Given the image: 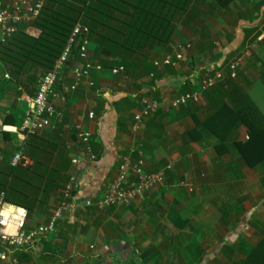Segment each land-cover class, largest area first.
<instances>
[{
  "label": "crops",
  "instance_id": "0c3cea01",
  "mask_svg": "<svg viewBox=\"0 0 264 264\" xmlns=\"http://www.w3.org/2000/svg\"><path fill=\"white\" fill-rule=\"evenodd\" d=\"M225 1L193 0L176 16L173 43L148 51L146 59L121 74L111 72L120 64L96 56L95 42L89 40V58L101 70L71 89L72 66L79 62L74 55L56 87L60 117L24 142L15 129L36 82L28 83L27 76L15 82L0 60V191L6 187V203L25 211L26 228L48 223L64 199V186L76 174L72 157L81 155L85 164L73 188L80 206L28 251L7 249L11 264L246 263L264 235L251 220L264 198V163L249 168L207 131L198 132V121L220 101L212 99L220 87L205 92L199 103L157 110L137 133L131 131L143 95L168 102L195 90L198 79L213 71L222 69L228 76V64L236 57L242 62L233 80L258 110L251 92L262 89L264 96V0ZM29 32L39 33L34 27ZM185 42L191 46L177 66L153 65ZM154 74L159 77L153 82ZM76 126L91 133L95 160L78 143ZM236 136L245 140L247 130L241 127ZM18 151L31 163L11 174L10 161ZM138 151L143 170H163L164 183L128 207H84L87 199L104 195L120 160L130 156L133 164L140 159ZM184 181L192 190L181 185Z\"/></svg>",
  "mask_w": 264,
  "mask_h": 264
},
{
  "label": "trees",
  "instance_id": "16d2710c",
  "mask_svg": "<svg viewBox=\"0 0 264 264\" xmlns=\"http://www.w3.org/2000/svg\"><path fill=\"white\" fill-rule=\"evenodd\" d=\"M192 1L47 0L31 23L38 35L28 34L26 24L18 26L10 41L0 43V60L15 82L27 76L28 83L37 84L41 75L52 69L73 25L81 20L88 28V40L95 42L96 56L104 55L130 71L139 60L146 59L148 51L173 43L176 16ZM74 55L77 57L74 52L71 58ZM157 77L154 74L152 81ZM233 79L229 74L216 84L221 90L212 99L220 101L204 120L198 121V132L207 131L247 167L256 168L264 163V115ZM241 127L247 130V138L242 141L236 136ZM245 264H264V235L247 253Z\"/></svg>",
  "mask_w": 264,
  "mask_h": 264
},
{
  "label": "built area",
  "instance_id": "2783aa9c",
  "mask_svg": "<svg viewBox=\"0 0 264 264\" xmlns=\"http://www.w3.org/2000/svg\"><path fill=\"white\" fill-rule=\"evenodd\" d=\"M47 0H0V43H6L13 38L17 32L18 26L26 24L25 31L28 34L31 23L40 14L41 9ZM88 28L84 26L81 20L75 22L69 34V38L64 45L59 57L54 62L51 70L41 75L36 84V90L33 95H26L24 120L21 125L15 129L19 140L26 141L27 137L38 134L51 126V121L55 117H60L55 107L56 87L61 80L62 71L75 52L78 63L72 66L73 81L71 89H75L81 81L91 79L92 72L101 70V66L92 62L88 54ZM83 39H81V36ZM80 38V41H79ZM191 42H185L170 54L165 55L162 59H156L153 65L159 69L165 67H175L184 59V52L190 48ZM241 59L236 57L228 64L230 76L236 78L237 70L241 67ZM113 74H121L122 66H116L111 69ZM153 75V74H152ZM225 76L222 69L209 73L202 79H198L195 90L183 92L168 102L160 101L146 95L140 98V109L134 115L131 131L137 133L143 120L148 118L153 112L161 109H179L189 102H200L203 94L213 88ZM6 78L10 79L8 75ZM92 86L93 83L89 82ZM93 119L95 114L89 113ZM75 137L81 146L85 147L86 153L90 160L96 157L89 149L91 133L82 130L79 126L74 129ZM135 151V148H134ZM139 152L140 159L131 163V157H124L117 166L114 177L109 181L104 195L97 200L87 199L83 206L86 208H95L99 211L108 207L120 206L128 207L145 198L156 186L164 183V171H144L143 153ZM81 155H74L71 159L76 168V174L69 178L64 186L63 198L60 205L55 208L49 218L48 223L38 224L26 228V213L23 209L13 207L6 203L7 194L0 191V264H11L7 249L13 248L20 251H28L35 246V242L42 236L50 235L56 229L60 221H66L69 215L74 212L80 203L75 200L73 188L77 186L79 173L85 170V164ZM31 163L30 157L21 151L14 153L10 161L12 168L27 167ZM182 186L192 190L188 182L181 183ZM9 207V208H6Z\"/></svg>",
  "mask_w": 264,
  "mask_h": 264
},
{
  "label": "rangeland",
  "instance_id": "374dc122",
  "mask_svg": "<svg viewBox=\"0 0 264 264\" xmlns=\"http://www.w3.org/2000/svg\"><path fill=\"white\" fill-rule=\"evenodd\" d=\"M251 96L254 102L258 106V110H260V112L264 115V96L262 89L252 91ZM262 171L264 172V166L260 172ZM262 178H264V175ZM256 206L259 207V209L258 210L256 209L257 212L255 213V215L251 217V220H256L257 228L263 230L264 229V198L263 201L261 202V206L260 205H256Z\"/></svg>",
  "mask_w": 264,
  "mask_h": 264
},
{
  "label": "bare ground",
  "instance_id": "6f19581e",
  "mask_svg": "<svg viewBox=\"0 0 264 264\" xmlns=\"http://www.w3.org/2000/svg\"><path fill=\"white\" fill-rule=\"evenodd\" d=\"M6 208H9V207H6Z\"/></svg>",
  "mask_w": 264,
  "mask_h": 264
}]
</instances>
